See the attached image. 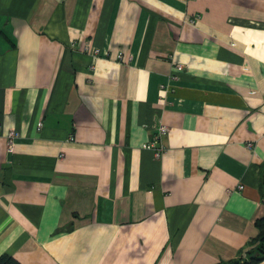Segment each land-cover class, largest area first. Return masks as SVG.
<instances>
[{"label":"crops","instance_id":"0c3cea01","mask_svg":"<svg viewBox=\"0 0 264 264\" xmlns=\"http://www.w3.org/2000/svg\"><path fill=\"white\" fill-rule=\"evenodd\" d=\"M0 125V256L233 259L264 215V0H0Z\"/></svg>","mask_w":264,"mask_h":264},{"label":"trees","instance_id":"16d2710c","mask_svg":"<svg viewBox=\"0 0 264 264\" xmlns=\"http://www.w3.org/2000/svg\"><path fill=\"white\" fill-rule=\"evenodd\" d=\"M262 187V184H261ZM255 226L258 228V234L248 240L245 247L240 249L237 257L220 261L217 264H258L264 259V215L256 218ZM0 264H21L10 254L0 256Z\"/></svg>","mask_w":264,"mask_h":264},{"label":"built area","instance_id":"2783aa9c","mask_svg":"<svg viewBox=\"0 0 264 264\" xmlns=\"http://www.w3.org/2000/svg\"><path fill=\"white\" fill-rule=\"evenodd\" d=\"M196 18L191 19V22H194ZM179 68L181 69V67L179 66ZM40 125V124H39ZM167 131V127L166 125L160 124L158 125V127L156 128V132L153 134L152 139L151 140H155L158 141L161 139V136L163 134H165ZM0 135L4 136L6 138L8 147H12L14 140L19 136V132L14 129V128H9L7 129V131H2L1 125H0ZM250 145V144H249ZM143 147L145 148H151L154 152V155H158L159 151L162 149V146H155L154 142H151L150 144L147 145H143ZM242 185H239L238 188H242Z\"/></svg>","mask_w":264,"mask_h":264},{"label":"bare ground","instance_id":"6f19581e","mask_svg":"<svg viewBox=\"0 0 264 264\" xmlns=\"http://www.w3.org/2000/svg\"><path fill=\"white\" fill-rule=\"evenodd\" d=\"M177 70H180L179 66H177ZM151 142H154V145H155V146H162V149L159 151V154H158V155H154L156 158H158V157H160L162 154H164V152H165L166 149H165L164 145L161 143L160 140H158V141L151 140L150 142H147V143L144 144V145L150 144ZM150 149H152V147H151ZM239 189H240V188H239Z\"/></svg>","mask_w":264,"mask_h":264},{"label":"rangeland","instance_id":"374dc122","mask_svg":"<svg viewBox=\"0 0 264 264\" xmlns=\"http://www.w3.org/2000/svg\"><path fill=\"white\" fill-rule=\"evenodd\" d=\"M37 125H38L37 128L39 129L41 127V122H39Z\"/></svg>","mask_w":264,"mask_h":264},{"label":"water","instance_id":"95a60500","mask_svg":"<svg viewBox=\"0 0 264 264\" xmlns=\"http://www.w3.org/2000/svg\"><path fill=\"white\" fill-rule=\"evenodd\" d=\"M263 184H264V181H263Z\"/></svg>","mask_w":264,"mask_h":264}]
</instances>
